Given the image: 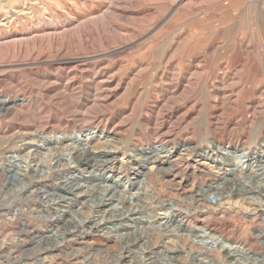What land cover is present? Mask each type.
Segmentation results:
<instances>
[{"label": "rangeland", "instance_id": "rangeland-1", "mask_svg": "<svg viewBox=\"0 0 264 264\" xmlns=\"http://www.w3.org/2000/svg\"><path fill=\"white\" fill-rule=\"evenodd\" d=\"M0 95V264H264L263 164L209 144L264 150V0H0ZM90 129L79 153L40 139ZM157 144L184 163L147 161ZM159 197L249 256L161 227Z\"/></svg>", "mask_w": 264, "mask_h": 264}, {"label": "bare ground", "instance_id": "bare-ground-1", "mask_svg": "<svg viewBox=\"0 0 264 264\" xmlns=\"http://www.w3.org/2000/svg\"><path fill=\"white\" fill-rule=\"evenodd\" d=\"M19 14V13H18ZM73 60V59H72ZM8 101L5 97L1 96L0 95V104H7ZM87 133V137L88 139H86V142H89L88 140H91L93 139L95 136H94V133L95 131H92L91 129L90 130H85L84 132L83 131H80V132H77V133H73V134H69V135H64V136H57V135H48V136H44V135H40V139L42 140V142L44 143V141L46 142H55V143H61L63 142L64 140L65 141H70L72 142V148H76L77 152H82L78 149L79 147V143L81 142L80 138L82 137H85L84 134ZM67 134V133H66ZM13 141V140H12ZM11 141V143H12ZM9 142V141H8ZM10 143V142H9ZM15 143V142H14ZM210 147L211 149L217 154V153H221L225 156H228V157H232L233 159L236 160V162L234 163V166H236V168H240L241 170L245 169V167L249 168V167H254V164H258V163H262L263 164V167L261 170H264V150L260 151L259 155L257 154V156H255V153L254 155H251L248 150L246 151V149H231L229 147H225V146H220V145H217V143L215 141H211L210 143ZM11 145V144H9ZM26 147V146H24ZM263 149H264V142H263V145H262ZM23 149V147H21ZM14 149V148H13ZM6 150V149H5ZM19 150V149H18ZM174 148L173 147H170L169 145H165V144H157V145H154L152 147H149L147 150H143L142 153H144L146 156H145V159H147V161H154L156 164H158L159 162L163 161L164 163H167L168 165L171 166V168H175L178 164H180L181 162L184 163V160L183 158L184 157H179V158H175L176 155H174ZM7 151V150H6ZM2 152V151H0ZM31 153V152H30ZM108 153H111V152H108ZM214 153V154H215ZM11 156H9L8 158V163L11 164L12 166H16L18 167V169H22L24 168V171H27L25 172V175H28L30 174L31 172H33L34 174H38L39 173V168L41 167V165H43V160H35L32 158V155L30 156L28 153H26L25 155H20L19 151H12L11 152ZM71 154V153H69ZM83 154V153H82ZM105 155V154H104ZM190 155V154H189ZM207 155V154H206ZM69 156V155H68ZM103 156V154H102ZM251 156H252V159L254 160H251ZM255 156V157H254ZM110 157V156H109ZM224 157V156H223ZM19 158H22V160L20 162H18ZM259 158V161L257 162L255 159ZM41 159V158H40ZM57 159V158H56ZM97 159V158H96ZM222 159V158H221ZM34 160V161H33ZM90 160V159H89ZM105 160V159H104ZM186 160V159H185ZM80 161V160H79ZM78 161V162H79ZM187 161V160H186ZM105 162H108V161H105ZM24 165H22V164ZM34 163V165H33ZM186 163V162H185ZM189 164V163H188ZM207 164V163H206ZM45 165V164H44ZM106 165V164H105ZM108 165V164H107ZM204 165V164H203ZM208 165V164H207ZM44 167V166H43ZM48 168V167H47ZM55 168V167H54ZM202 168V167H201ZM260 170V169H259ZM53 171V170H51ZM152 171V170H151ZM254 171V170H253ZM60 173V172H59ZM181 173V172H180ZM264 173V172H263ZM42 174V173H41ZM54 174V173H52ZM57 174V173H56ZM194 174V173H192ZM96 177V175H95ZM33 178V177H32ZM98 178V177H96ZM252 178V177H251ZM64 179V181H66V184H67V181L69 182V179H65V178H62ZM242 179V178H241ZM30 180V179H29ZM28 180V181H29ZM39 181V180H38ZM44 181V180H43ZM76 181V180H75ZM122 179L121 178H117L116 180V183H122ZM30 182V181H29ZM41 182V181H40ZM57 182V181H56ZM27 183V182H26ZM35 183V182H34ZM142 188L145 190V192H148V188L147 186L144 184V183H141L140 185H142ZM244 184V183H243ZM34 187V186H33ZM242 187V186H241ZM250 187V186H249ZM251 188V187H250ZM256 188V187H255ZM66 189V188H65ZM42 190V189H41ZM68 190L72 191V189L68 188ZM20 191L21 193L23 194H26L27 192H29V194H32L35 192V190L33 191L28 189L27 190V187L26 186H20V189L18 190ZM39 191V190H38ZM240 191V189H239ZM244 191V190H243ZM41 192V191H40ZM7 193V192H6ZM37 193V192H36ZM39 195V193H37ZM42 194V193H40ZM46 194V193H44ZM48 194V193H47ZM46 194V195H47ZM138 195V193H137ZM136 194H133L132 197H131V200L134 201L137 197ZM28 196V195H27ZM36 196V195H35ZM48 196V195H47ZM47 196H43V200L48 203L51 207L53 205H55V202L52 203V201L50 202L49 198ZM211 196V195H210ZM262 196V195H261ZM29 197V196H28ZM38 197V196H37ZM154 197V196H153ZM157 199V196H155ZM250 197V196H249ZM35 198V197H34ZM150 198V197H149ZM152 198V196H151ZM223 199V198H222ZM262 199V198H261ZM71 200V199H70ZM108 200V199H107ZM29 201V200H28ZM35 201V200H34ZM56 201V200H55ZM59 200L57 199V202ZM159 201L162 203V205H165L166 207L164 209H166V211L164 213H161L159 215H163V217L160 219V226L161 227H165V226H168L169 227V224L173 222L176 223L178 225L179 228H186L189 230L191 237L194 239V241L198 240L201 244L203 245H207V246H210V250H214V249H219V253L220 254H224L226 257L228 258H232L234 261H239V254H244L246 256H249V254H247V252L244 250V248L241 246V245H238V244H232V243H229L227 241H225L220 235L216 234L215 232H213L212 230L208 229V228H205V227H199V226H191L188 222H189V218H191L195 212H191L189 209H183L181 208V210H178L177 206L178 204H176L177 202L175 200H163V198L161 199V197H159ZM219 201V200H218ZM223 201V200H222ZM20 202V201H19ZM56 202V203H57ZM215 202V201H214ZM61 203V202H59ZM159 203V202H158ZM256 204V203H255ZM41 205V204H40ZM43 205V204H42ZM45 205V204H44ZM63 205V204H61ZM261 205V204H260ZM60 206V205H59ZM126 206V205H125ZM149 206V205H148ZM26 207V206H24ZM23 207V208H24ZM65 207V206H64ZM163 207V206H162ZM179 207V206H178ZM49 208V207H48ZM60 209L62 207H59ZM57 209V212L56 214H59V210L60 209ZM147 208V206L145 207ZM152 208V207H151ZM30 209V208H29ZM46 209V208H45ZM132 209V208H131ZM130 209V210H131ZM154 209V208H152ZM11 210V209H10ZM13 210V209H12ZM22 210V209H21ZM40 210V209H39ZM48 209H46L47 211ZM64 210V209H63ZM129 210V211H130ZM4 211V210H3ZM26 211V210H25ZM128 211V210H127ZM133 211H136V210H133ZM147 211V210H146ZM22 212V213H21ZM20 212V210H13L11 212L13 218L17 219V220H20V224L22 226L23 229L27 230L28 232H35L34 231V228L30 227L29 225V222H27L26 220H23L21 219L22 216H23V210ZM27 212V211H26ZM30 212H32L30 210ZM29 212V213H30ZM62 212V211H61ZM139 212V211H138ZM152 212V211H151ZM25 213V212H24ZM40 213V212H39ZM45 213V212H44ZM130 213V212H129ZM135 213V212H134ZM10 214V213H8ZM26 214V213H25ZM53 214V213H52ZM264 214V213H263ZM141 215V214H140ZM44 214L41 213V215H39V218H37V220H41L43 218ZM46 217H44L43 219L46 218L45 221H48V222H52L53 221V218L55 217H50L48 215H45ZM52 216V215H51ZM124 216V215H123ZM127 216V215H126ZM48 217V218H47ZM28 218V217H26ZM139 218V217H138ZM263 218V217H262ZM49 219V220H47ZM88 219V218H87ZM103 219V218H102ZM118 219V218H117ZM137 219V218H136ZM36 220V221H37ZM83 220V219H82ZM91 220V219H90ZM158 220V219H157ZM34 221V219H33ZM86 221V220H85ZM101 221V220H100ZM110 221V219H109ZM264 221V219H263ZM31 222V221H30ZM103 222V221H102ZM159 222V221H158ZM87 223V222H86ZM91 223V227H100V223L99 222H96L94 219H92L90 221ZM192 223V222H191ZM121 224V223H120ZM125 225V224H124ZM47 226V225H46ZM52 226V225H50ZM77 226V225H76ZM82 226V225H81ZM35 227V226H34ZM90 227V226H89ZM167 227V228H168ZM177 227V228H178ZM84 228V227H83ZM88 228V227H87ZM171 228V226L169 227V229ZM176 228V227H175ZM102 229V228H101ZM99 229V230H101ZM96 230V229H95ZM24 231V230H23ZM75 231V230H74ZM103 232V231H102ZM68 235V234H67ZM257 237H262L264 238V231L263 230H260L259 231V235ZM16 240V239H15ZM19 241V240H18ZM16 248V247H15ZM208 248V249H209ZM19 249V248H18ZM212 250V251H213ZM21 255V254H20ZM191 255V254H190ZM203 255V254H202ZM193 256V254H192ZM199 256V255H198ZM205 256V255H204ZM18 257V256H17ZM201 257V255H200ZM206 257V256H205ZM3 258V257H2ZM207 258V257H206ZM46 262V260H45ZM239 263V262H238ZM9 264V263H8Z\"/></svg>", "mask_w": 264, "mask_h": 264}]
</instances>
